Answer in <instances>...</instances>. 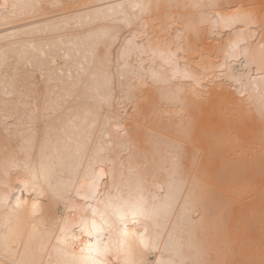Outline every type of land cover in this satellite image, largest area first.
<instances>
[{
	"label": "bare ground",
	"instance_id": "obj_1",
	"mask_svg": "<svg viewBox=\"0 0 264 264\" xmlns=\"http://www.w3.org/2000/svg\"><path fill=\"white\" fill-rule=\"evenodd\" d=\"M4 3L19 7L17 19L7 22L0 7V177L6 169L14 173L19 167L22 174L25 164L39 166L43 153L51 188L44 184L35 215L31 202L19 216L0 208V260L55 264L61 258L53 250L60 228L67 227L69 237L79 235L84 209L104 207L77 194L93 180L100 200L117 195V189L127 195L144 182L158 210V219L147 225L153 237L159 235L157 250L146 253L148 264L196 259L197 250L207 246L213 216L199 209V233L189 235L183 205L195 163L209 178L216 200L227 202L231 225L240 224L241 236L250 230L251 250L242 246L227 259L259 264L264 32L242 31L221 18L231 16L233 6L261 0H0ZM186 25L202 28V48L215 54L206 62L179 57V67H169L153 54L155 37L163 34L174 42L172 29L183 31ZM230 40L247 55L226 56ZM185 71L200 77L199 86L184 77ZM154 72L163 81L145 90L143 81L150 82ZM197 87L204 95L212 93V103L193 111L185 101L193 99ZM141 91L143 97L130 104ZM189 123H194L197 149L193 154L189 146L177 166L176 145ZM14 195L29 196L18 189Z\"/></svg>",
	"mask_w": 264,
	"mask_h": 264
},
{
	"label": "snow or ice",
	"instance_id": "obj_2",
	"mask_svg": "<svg viewBox=\"0 0 264 264\" xmlns=\"http://www.w3.org/2000/svg\"><path fill=\"white\" fill-rule=\"evenodd\" d=\"M0 7L4 9L5 22L17 19L15 9L19 7L18 5L4 3ZM136 7L147 9L151 8V5H136ZM233 7L231 16L221 19H224L226 23L238 24L242 31L260 28L264 32V0H261L259 5L248 3ZM9 8L13 9L10 14L8 13ZM174 23L180 22L174 21ZM153 26L155 27V25ZM161 27L167 29L168 25H161ZM172 33L176 35L174 42H170L168 36L157 35L155 39L158 47L153 52L154 55L159 54L169 67H179V57L190 56L194 60L206 62L215 54V50L210 48L205 53L202 44L206 37L203 29L196 25L183 26V31H181V27H174ZM225 49L226 56L247 55V51H242L239 47L238 41L230 40L225 45ZM260 56L261 91L264 92V44L260 46ZM185 68H187V63H185ZM183 75L199 86V76L191 75L188 71H185ZM162 81L161 73H152L150 82L143 81L145 90L152 84ZM143 95L144 91H141L140 95L130 99L129 103L138 102ZM205 103H212V93L204 95L199 92V87H197L193 99L185 101V104L193 111H198ZM262 103H264V97H262ZM132 112L134 114L135 109H132ZM261 117L262 123H264V107H262ZM189 146L195 154L197 143L194 123H189L184 129L182 141L176 145L174 163L177 166L187 154ZM193 171L196 174L192 176V188L189 190L188 196L184 198L183 205L186 219L191 225L189 235L195 236L199 233L202 221L199 211L201 208L213 216V224L207 236V246L197 250V258L191 261H180L179 264H256L254 260L241 262L227 259L230 255H236L242 246L251 250L253 241L250 239V230L246 229L245 234L241 236L240 224L237 223L233 227L229 221L227 202L216 200V195L208 183L209 178L202 171L196 169L195 163ZM44 184H48V187L51 188L49 172L43 162V153L39 166L25 164L22 174L19 167L14 173L6 169L3 177H0V208L19 216L21 212L28 210L31 202V212L33 215L37 214L38 198L45 193ZM17 189L21 193H28V198L14 195ZM147 191L142 180L138 181L134 192L129 190L125 195L117 189V195L113 196L108 193L103 200L99 199L95 180L87 190H78L77 194L81 195L85 202L99 200V203L104 207L100 209L89 205L84 209L85 215L81 217L80 225L77 226L79 235L73 234L69 237L67 227L60 228L59 236H55L53 233L56 239L53 250L61 257L55 261V264H148L146 253L157 250L159 235L153 237L147 226L149 221L155 222L158 219V210L154 201H150L146 195ZM169 208H171V204H169ZM89 210L92 213L90 220L87 218ZM141 225L144 226L143 232L138 231V226ZM261 245L262 259L259 264H264V238H262ZM69 248L71 249L70 253ZM69 256L70 258H67ZM0 264H8V262L0 260ZM11 264H36V262L13 261ZM40 264L43 262L41 261ZM48 264H53V261L50 259ZM157 264H161V262L158 261ZM167 264H173V262L169 261Z\"/></svg>",
	"mask_w": 264,
	"mask_h": 264
}]
</instances>
